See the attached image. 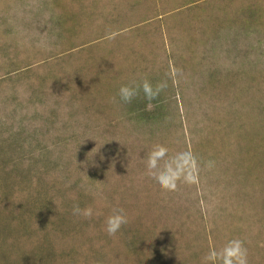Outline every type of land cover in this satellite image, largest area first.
I'll list each match as a JSON object with an SVG mask.
<instances>
[{"label": "rangeland", "instance_id": "1", "mask_svg": "<svg viewBox=\"0 0 264 264\" xmlns=\"http://www.w3.org/2000/svg\"><path fill=\"white\" fill-rule=\"evenodd\" d=\"M144 78L155 107L120 101ZM155 144L197 181L162 191ZM233 238L264 264V0H0V264H205Z\"/></svg>", "mask_w": 264, "mask_h": 264}, {"label": "clouds", "instance_id": "2", "mask_svg": "<svg viewBox=\"0 0 264 264\" xmlns=\"http://www.w3.org/2000/svg\"><path fill=\"white\" fill-rule=\"evenodd\" d=\"M166 82H158L153 85L147 78L139 82L132 80L122 84L117 95L124 104H130L141 92L143 98L148 101V107L153 108L151 102L155 100L161 91L166 88ZM115 101V97L112 98ZM147 174L159 185L162 191L175 192L183 183H195L199 170L197 157L191 151H178L169 155V149L162 144H155L145 159ZM74 215H81L91 219L96 213L92 206L83 209L79 205L73 208ZM128 217L123 208L115 207L106 217L104 230L109 236L115 235L123 225L128 223ZM205 264H249L248 249L245 242L239 238L228 240L219 249L210 248L204 257Z\"/></svg>", "mask_w": 264, "mask_h": 264}]
</instances>
